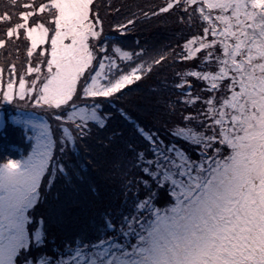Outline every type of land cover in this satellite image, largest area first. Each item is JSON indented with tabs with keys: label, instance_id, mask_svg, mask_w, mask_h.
Masks as SVG:
<instances>
[{
	"label": "snow or ice",
	"instance_id": "1",
	"mask_svg": "<svg viewBox=\"0 0 264 264\" xmlns=\"http://www.w3.org/2000/svg\"><path fill=\"white\" fill-rule=\"evenodd\" d=\"M20 7L15 23L0 14V131L18 128L30 151L0 163V264H264V0H166L151 15L177 11L193 29L178 54L127 45L136 18L106 31L97 0ZM177 60L198 67L176 71L162 136L118 102ZM118 118L146 145H128L141 175L92 234L57 241L33 215L41 183Z\"/></svg>",
	"mask_w": 264,
	"mask_h": 264
},
{
	"label": "trees",
	"instance_id": "2",
	"mask_svg": "<svg viewBox=\"0 0 264 264\" xmlns=\"http://www.w3.org/2000/svg\"><path fill=\"white\" fill-rule=\"evenodd\" d=\"M27 2L28 0H15L14 5L13 0H0V14L12 13L15 23L18 20L15 14L24 10L20 5ZM97 3L105 18L106 31L116 23L136 18L135 25L131 26L125 39V43L131 47H137L139 42V46L151 52L174 48L178 54L185 37L193 31L179 21L180 13L177 11L151 15V11L158 10L166 0H97ZM143 12H148L149 16L144 17ZM6 27V23L0 22V34ZM20 57L18 67L22 71L25 66L23 46ZM171 59L172 57L169 58L170 61ZM0 63H4L3 56H0ZM191 67L198 65L191 60H177L172 67L166 66L161 73L145 79L139 88L130 86L134 90L120 100L119 105L142 125L159 129L162 136L165 135V125L170 127L169 121L174 119L168 116L167 106L180 101L182 95L181 90L175 87L178 83L175 73ZM192 83L194 89L203 87L195 78H192ZM176 106L183 108L182 102ZM113 133L119 135L113 136ZM110 136L113 137L111 140L108 139ZM129 144L138 149L146 147L128 122L121 118L112 120L105 128L94 129L90 137L83 138L80 157L69 152L62 158L68 175L58 173L51 188L47 186L46 175L41 187V200L35 206L33 215L36 219L43 217L47 221L50 237L59 241L80 232L92 234L104 213L119 211L124 207L125 183L128 179L141 175L131 167L133 153L128 149ZM29 150L28 142L18 128L9 125L6 134L0 131V163L8 158L18 159ZM81 164L86 165V170L81 168Z\"/></svg>",
	"mask_w": 264,
	"mask_h": 264
},
{
	"label": "rangeland",
	"instance_id": "3",
	"mask_svg": "<svg viewBox=\"0 0 264 264\" xmlns=\"http://www.w3.org/2000/svg\"><path fill=\"white\" fill-rule=\"evenodd\" d=\"M11 106H12V105H11ZM29 151H30V150H29ZM29 151H28V152H29ZM27 154H28V153H27ZM27 154H25V155H27ZM42 185H43V181H42V183H41V187H42Z\"/></svg>",
	"mask_w": 264,
	"mask_h": 264
}]
</instances>
